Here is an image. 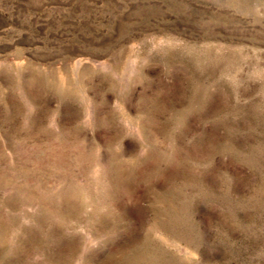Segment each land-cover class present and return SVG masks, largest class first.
Wrapping results in <instances>:
<instances>
[{
	"label": "rangeland",
	"instance_id": "rangeland-1",
	"mask_svg": "<svg viewBox=\"0 0 264 264\" xmlns=\"http://www.w3.org/2000/svg\"><path fill=\"white\" fill-rule=\"evenodd\" d=\"M0 264H264V0H0Z\"/></svg>",
	"mask_w": 264,
	"mask_h": 264
}]
</instances>
